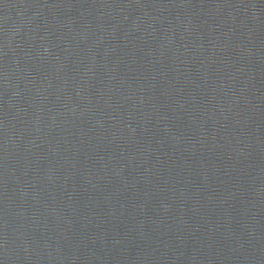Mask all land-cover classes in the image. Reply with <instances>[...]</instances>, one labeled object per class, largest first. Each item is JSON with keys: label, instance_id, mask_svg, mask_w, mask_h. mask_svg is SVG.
I'll return each mask as SVG.
<instances>
[{"label": "water", "instance_id": "water-1", "mask_svg": "<svg viewBox=\"0 0 264 264\" xmlns=\"http://www.w3.org/2000/svg\"><path fill=\"white\" fill-rule=\"evenodd\" d=\"M0 264H264V0H0Z\"/></svg>", "mask_w": 264, "mask_h": 264}]
</instances>
